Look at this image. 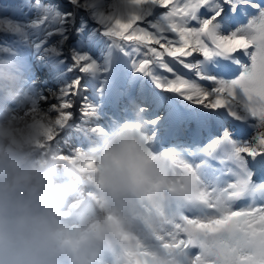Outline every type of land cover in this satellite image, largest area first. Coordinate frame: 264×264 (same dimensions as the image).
<instances>
[{
  "label": "snow or ice",
  "instance_id": "1",
  "mask_svg": "<svg viewBox=\"0 0 264 264\" xmlns=\"http://www.w3.org/2000/svg\"><path fill=\"white\" fill-rule=\"evenodd\" d=\"M157 8L165 11L149 20ZM81 42L87 52L103 43L110 53L116 107L126 101L123 119H114L138 113L150 150L181 173L179 196L150 199L123 236L125 264H264V0H116ZM79 61L82 73L96 70L87 55ZM70 117L58 112L54 123L63 127ZM228 118L241 139L224 127ZM207 129L216 138L196 147Z\"/></svg>",
  "mask_w": 264,
  "mask_h": 264
},
{
  "label": "clouds",
  "instance_id": "2",
  "mask_svg": "<svg viewBox=\"0 0 264 264\" xmlns=\"http://www.w3.org/2000/svg\"><path fill=\"white\" fill-rule=\"evenodd\" d=\"M24 86L0 59V264H125L143 206L179 196L178 166L150 150L138 113L62 154L54 122L21 106Z\"/></svg>",
  "mask_w": 264,
  "mask_h": 264
},
{
  "label": "rangeland",
  "instance_id": "3",
  "mask_svg": "<svg viewBox=\"0 0 264 264\" xmlns=\"http://www.w3.org/2000/svg\"><path fill=\"white\" fill-rule=\"evenodd\" d=\"M115 3L116 0H77L76 3H72L70 0H0V59H7L13 62L24 76L25 86L22 107L34 108L37 111L45 113L52 121H55L58 112H69L71 113L69 122L72 119L70 123L72 132H76L82 137L84 136L82 132L91 124L93 126V134L99 131L97 125H99L100 129H103L101 120L106 116L97 121L90 122L89 120L94 119V116L101 117L102 114L100 113L101 111H94L95 108L98 109L100 107L99 103L102 100L93 91L99 85H101V88H105L104 78L98 77L97 74L104 73L105 75L106 71L103 72V68L106 65L99 70L96 68L92 73H82L79 70V58L82 55H87L89 61L97 60L100 62V56L104 53L98 52V48H95L94 52H87L84 47L75 49L74 42H76L75 39L77 37H79L78 41L81 42V36L85 30H89L90 35H95L97 17L102 13L113 14ZM164 11L165 9L163 8H157L154 16L148 17V19L152 20L156 16L163 14ZM244 22L246 23V20ZM139 26L146 25L141 22ZM125 48L131 57L135 58L138 56L127 44H125ZM44 53L51 54L49 61H47L46 57L44 58ZM46 56L49 57V55ZM107 57H110V53L107 54ZM200 58L202 59V56ZM246 58L244 63L250 64L249 58ZM39 59L40 63L45 65L47 70L51 71V65L53 64L59 66L57 71L52 72L50 78L51 85L45 83L44 74L41 76L44 83L41 82L39 85L38 74L40 75L44 72L41 69L37 71L36 67L30 62V60H34L38 63ZM50 63L51 65H49ZM107 63H109L108 60L106 61ZM130 63L131 61L129 60V65ZM107 65L109 69L107 72L113 73L110 63ZM234 66L237 67L234 76L239 75V71L242 69L238 65H233V68ZM183 71L187 72V70ZM91 74L95 75L94 78L97 79L91 78ZM167 75L171 78V74ZM191 78L198 79L194 76ZM77 81L78 84H76ZM83 89L85 91L91 89L89 93L94 95L96 102ZM63 102L70 103L71 107L60 108V104ZM53 105L56 107L54 108ZM86 105L91 109L87 114H85ZM10 107L15 108L14 105ZM106 114L110 115L111 113L106 112ZM66 124L68 123H65L64 126ZM63 127H59L54 123L53 130L55 131L52 143L62 150L63 154L71 155L77 148L82 146L80 144H72L65 137L68 135V131L63 130ZM224 127L232 133L233 139H241L239 129L231 121V118L225 121ZM245 128L248 132L252 131L247 125H245ZM210 132H212L211 129L205 130L197 138V140L202 141L195 146L200 148L207 147L210 143L209 137L216 138V135L213 133V135L203 139ZM92 135L87 137L91 138ZM243 138L247 139V136L245 135ZM170 146V144L165 145V147ZM188 159L189 162H193L191 158ZM198 160L199 158L194 162ZM212 166L215 165L212 164Z\"/></svg>",
  "mask_w": 264,
  "mask_h": 264
},
{
  "label": "water",
  "instance_id": "4",
  "mask_svg": "<svg viewBox=\"0 0 264 264\" xmlns=\"http://www.w3.org/2000/svg\"><path fill=\"white\" fill-rule=\"evenodd\" d=\"M81 34V33H80ZM80 34H79V36H80ZM78 39H79V37H77L76 39H75V41L76 42H74V47H75V49H79V48H81V47H83V45H82V42H80V41H78ZM95 48H98L99 50H98V52H100L102 49L103 50H105L106 49V44H103V43H101V44H98V45H96L94 48H93V51L92 52H94V49ZM46 55H49V57H47ZM47 58V61H49V59H51L50 57H51V54L50 53H48V54H45L44 53V58ZM240 58H241V60H242V62L244 63L245 61H246V57L245 56H243L242 54L240 55ZM30 62H33V63H35L36 64V70L37 71H40V69L44 72V73H42V74H38V76H39V85L41 84V82L42 83H44V80L43 79H41V76L44 74L45 75V83H47V84H50L51 85V83H50V78H51V76H52V72H55V71H57V69H59V66L58 65H56V64H53V65H51V63L49 64V65H51V71L50 70H47L46 69V67H45V65H43L42 63H40V59H39V62L37 63V62H35L34 60H30ZM40 63V64H39ZM106 65V64H105ZM50 67V66H49ZM104 67V65L101 67V68H103ZM234 69H235V72H236V70H237V67L236 66H234ZM108 71H109V69H108ZM90 73H92V71H89ZM103 72H105L104 71V68H103ZM234 72V73H235ZM22 73V72H21ZM40 73V72H39ZM92 75V77L91 78H94L95 77V75H93V74H91ZM57 78H59V77H57ZM94 79H97V78H94ZM59 80L61 81V79L59 78ZM83 80V79H82ZM99 80V79H98ZM98 82V81H97ZM96 82V83H97ZM111 81H108L107 82V84H106V86L110 83ZM92 85H94V83H92ZM149 86H151V85H149ZM83 91H85V89H83ZM85 92H87V94L89 95V96H91L92 97V99L93 100H95V102H96V99H95V97H94V95L93 94H91V93H89V92H91V89L89 90V91H85ZM116 104H117V101H116V98H115V96H114V94L111 92V88L105 93V98L103 99V101H101L100 103H99V105H100V107L97 109L98 110V112H100V113H102L101 114V117H93L94 119H92V120H89L90 122L91 121H97V120H101V118L102 117H104V116H106V117H104V118H102V120H101V122L103 123V122H105L106 123V125L108 126V123H110L115 117H113L111 114H113V115H115L117 118H121L122 116H123V110H124V106H125V104H126V101H124V100H122L121 102H120V104H119V106L118 107H116ZM106 112H110L111 114L110 115H108V114H106ZM71 121H72V119L70 120V122L68 123V124H66L62 129L63 130H66V131H68V135H66L65 137L66 138H68L70 141H71V143L72 144H75V145H81L82 147H84V146H86V143H87V141L90 139L89 137H82L81 135H77V133L76 132H72V127H71V125H70V123H71ZM95 134H93L92 135V137L94 136ZM210 135H213V132H210V133H208V135H206L203 139H205L206 137L208 138V136H210ZM200 136V135H199ZM199 136H197L196 137V139L199 137ZM200 141H202V140H200ZM61 145H63V143H61ZM200 162V160H198L196 163H199Z\"/></svg>",
  "mask_w": 264,
  "mask_h": 264
},
{
  "label": "bare ground",
  "instance_id": "5",
  "mask_svg": "<svg viewBox=\"0 0 264 264\" xmlns=\"http://www.w3.org/2000/svg\"><path fill=\"white\" fill-rule=\"evenodd\" d=\"M106 50V49H105ZM105 50L103 51V49L100 51V53L101 52H103L104 54L102 55V56H100V62H98L97 60H95L96 61V65H97V70H99L103 65H105L106 64V61L108 60L109 61V57H107V54L108 53H105ZM247 59V58H246ZM100 63V64H99ZM32 64L36 67V64L35 63H33L32 62ZM107 64H109V63H107ZM111 72H106V74L104 75V73H101L100 75L99 74H97V76L98 77H102V78H104L103 79V81H104V87L105 88H101V85H99L98 86V88L96 89V90H94L93 92H94V94L100 99V100H102L103 101V99L105 98V93L110 89V85L108 84L107 86H106V84H107V82L109 81V74H110ZM103 75V76H102ZM111 83V82H110ZM112 92V91H111ZM94 111L95 112H97L98 110L95 108L94 109ZM94 114V113H93ZM113 117H115V115H113V114H111ZM115 118H117V117H115ZM70 119V118H69ZM69 119L66 121V123H69ZM120 119H123V116L120 118ZM52 121V120H51ZM54 122V121H53ZM109 124V123H108ZM107 127V125H106V123L105 122H103V129L104 128H106ZM55 131V130H54ZM251 132V131H250ZM80 134V133H79ZM82 134L84 135V136H90V135H92L93 134V126H92V124L91 125H89V127L87 126V128H85V130H84V132H82ZM78 135V134H77ZM247 136V135H246ZM247 138H248V136H247ZM61 153H62V150H61ZM63 154V153H62ZM65 155V154H64ZM209 159V162L210 163H212V164H214L215 166H213L214 168H217V169H224V165H221L220 163H219V161L218 160H211V158H208ZM250 203H253V201L252 200H247V201H242L241 203H240V206H246L247 204H250ZM259 202H257V204H258ZM193 251V253H195V251L196 250H192Z\"/></svg>",
  "mask_w": 264,
  "mask_h": 264
},
{
  "label": "flooded vegetation",
  "instance_id": "6",
  "mask_svg": "<svg viewBox=\"0 0 264 264\" xmlns=\"http://www.w3.org/2000/svg\"><path fill=\"white\" fill-rule=\"evenodd\" d=\"M156 11V10H155Z\"/></svg>",
  "mask_w": 264,
  "mask_h": 264
}]
</instances>
